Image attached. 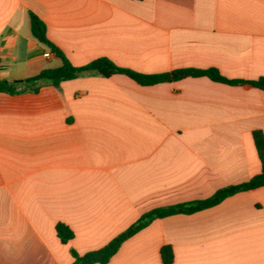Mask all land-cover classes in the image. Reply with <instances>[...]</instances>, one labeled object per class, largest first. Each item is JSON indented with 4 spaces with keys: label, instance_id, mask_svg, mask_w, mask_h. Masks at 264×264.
<instances>
[{
    "label": "crops",
    "instance_id": "0c3cea01",
    "mask_svg": "<svg viewBox=\"0 0 264 264\" xmlns=\"http://www.w3.org/2000/svg\"><path fill=\"white\" fill-rule=\"evenodd\" d=\"M30 12L75 66L106 57L146 74L264 76V0H0V80L62 64ZM255 130L264 89L207 76L88 74L0 93V264H73L72 249H98L154 208L248 181L261 172ZM59 222L74 232L67 243ZM164 246L171 264H264V186L156 219L107 264H164Z\"/></svg>",
    "mask_w": 264,
    "mask_h": 264
},
{
    "label": "trees",
    "instance_id": "16d2710c",
    "mask_svg": "<svg viewBox=\"0 0 264 264\" xmlns=\"http://www.w3.org/2000/svg\"><path fill=\"white\" fill-rule=\"evenodd\" d=\"M30 19L33 36L40 43L44 44L58 57H60L62 60V64L59 67L43 69L37 75L23 79H17L13 82L0 80V93H8L14 95L28 91L38 92L41 85L44 83H50L54 86H59V84L63 81L88 74L101 75L104 77H110L114 74H125L140 85H153L163 82H173L184 79L186 77L207 76L214 81L230 85L249 83L254 87L264 89V76L256 80L228 79L223 76L221 72L215 67L206 69L179 68L165 73L146 74L134 71L132 69L120 67L106 57L94 59L82 66H75L64 55L60 48H58L48 38L45 22L32 12H30ZM253 138L258 157L261 162V172L259 174L253 176L248 181L220 188L213 195L206 199L154 208L144 213L135 223L129 226L126 230L116 235L104 246L95 250L87 251L84 254H79L77 251L72 249L71 253L74 257L73 264H107L127 239L141 231L156 219H162L175 214H192L194 212L213 207L222 202L227 197L232 196L236 193L249 191L254 188L264 186L263 131H253ZM55 229L58 237L63 243H67L74 237L73 230L64 223H57ZM160 253L161 259L164 264H171L173 262L174 254L171 246L162 247Z\"/></svg>",
    "mask_w": 264,
    "mask_h": 264
},
{
    "label": "built area",
    "instance_id": "2783aa9c",
    "mask_svg": "<svg viewBox=\"0 0 264 264\" xmlns=\"http://www.w3.org/2000/svg\"><path fill=\"white\" fill-rule=\"evenodd\" d=\"M50 55V53H45V56H49Z\"/></svg>",
    "mask_w": 264,
    "mask_h": 264
},
{
    "label": "water",
    "instance_id": "95a60500",
    "mask_svg": "<svg viewBox=\"0 0 264 264\" xmlns=\"http://www.w3.org/2000/svg\"><path fill=\"white\" fill-rule=\"evenodd\" d=\"M13 82V81H12Z\"/></svg>",
    "mask_w": 264,
    "mask_h": 264
}]
</instances>
